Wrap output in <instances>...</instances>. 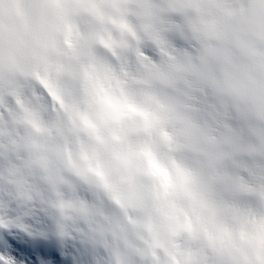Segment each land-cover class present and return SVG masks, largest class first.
<instances>
[{"label": "clouds", "instance_id": "1", "mask_svg": "<svg viewBox=\"0 0 264 264\" xmlns=\"http://www.w3.org/2000/svg\"><path fill=\"white\" fill-rule=\"evenodd\" d=\"M229 2L237 15L216 38L204 24L213 10L193 0H61L42 28L25 5L27 30L3 0L0 238L43 240L64 264H256L264 17L253 0ZM149 154L169 174L166 194ZM177 169L197 189L216 172L247 186L213 185L245 215L226 218L230 239L197 222ZM0 264L24 261L7 246Z\"/></svg>", "mask_w": 264, "mask_h": 264}, {"label": "snow or ice", "instance_id": "2", "mask_svg": "<svg viewBox=\"0 0 264 264\" xmlns=\"http://www.w3.org/2000/svg\"><path fill=\"white\" fill-rule=\"evenodd\" d=\"M2 3L3 0H0V5ZM15 3L17 5V15L21 17L23 27L27 30L33 26V17L25 5H31L36 11L38 14L37 23L42 28L50 9L54 7L59 9L61 0H15ZM202 5L213 10L212 14L204 21L206 32L216 38L225 35L228 21L237 15L236 10L231 7L229 0H193V6L198 11L202 10ZM252 11L256 15L264 17V0H253ZM3 37L4 31L2 26H0V41L3 40ZM18 43L19 40L10 38L11 46H15ZM261 62L264 63V58H262ZM41 162L45 163L46 161L44 158H41ZM149 162L154 174L162 177L161 183L166 194L171 185L167 170L156 164L151 159L150 154ZM211 166H214V164ZM177 174L181 180V187L185 195L193 202L196 220L201 227L205 230L209 226L215 227V232L210 235L213 241L216 239L222 241L230 239L231 234L225 223L226 218L231 217L233 220L242 222L245 220V215L234 204L218 196L213 189V185L223 183L234 192H244L247 190V186L242 182L231 181L226 176L216 172L209 178L208 183L201 185L197 189L193 188V185L197 181L191 173L183 169H177ZM261 195H264V193H261ZM183 227L192 231V220H187ZM258 232L264 236V219L258 222ZM7 246L11 247V251L16 257L23 260L24 264H64L56 249L40 239L7 235L6 238H0V250ZM189 264H212V262L205 254L195 261H189ZM256 264H264V255L258 257Z\"/></svg>", "mask_w": 264, "mask_h": 264}]
</instances>
